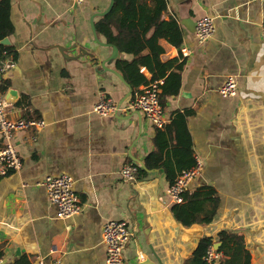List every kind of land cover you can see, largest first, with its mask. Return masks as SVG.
<instances>
[{
  "label": "crops",
  "instance_id": "crops-1",
  "mask_svg": "<svg viewBox=\"0 0 264 264\" xmlns=\"http://www.w3.org/2000/svg\"><path fill=\"white\" fill-rule=\"evenodd\" d=\"M167 3L165 19L179 22L183 43L177 48L162 40L161 60L185 65L180 92L165 103V116L170 123L177 113L189 112L194 157L203 162L190 188L214 189L219 205L213 222L185 228L176 221L161 170L139 172L133 182L122 179L124 166L145 165L156 131L140 112L109 117L94 112L103 97L122 105L137 93L111 72L122 75L117 60L132 56L119 51L102 67L113 49L95 40L91 17L110 0H84L77 10L64 0H11L14 33L1 46L9 48L3 54L16 67L3 73L2 88L7 97L16 93L9 100L12 118L41 119L46 126L15 134L22 168L0 176L2 263L28 256L32 264H106L104 225L122 220L134 232L124 264L155 262L153 252L163 264H190L199 242L211 237L217 247L222 231L242 235L250 264H264V0ZM206 16L214 19L215 33L200 45L195 23ZM98 38L108 44L99 33ZM58 46L76 50L65 57ZM183 47L190 57H182ZM230 76L236 78L237 95L223 98L219 90ZM60 175L74 180L83 207L67 220L58 218L41 186L45 178ZM217 262L232 264L224 256Z\"/></svg>",
  "mask_w": 264,
  "mask_h": 264
},
{
  "label": "trees",
  "instance_id": "trees-1",
  "mask_svg": "<svg viewBox=\"0 0 264 264\" xmlns=\"http://www.w3.org/2000/svg\"><path fill=\"white\" fill-rule=\"evenodd\" d=\"M167 0H115L113 9L104 17L98 18L97 32L108 44L116 46L132 60H117L116 67L126 82L133 89V95L141 86L153 82H163L160 86V100L163 106L169 98L179 94L182 86L184 61L171 60L162 62L164 48L161 41L180 48L183 43V32L175 19L166 20ZM11 0H0V42L14 33L10 19ZM9 48L0 45V55ZM150 73L148 80L142 70ZM189 112L177 113L163 129L155 128L153 151L145 160V169L140 174L147 175L145 170L163 171L169 186L179 176L195 166V157L191 135L187 126ZM182 204H175L172 212L176 221L185 228L194 225H208L213 222L219 205L214 189L208 186L188 191L183 195ZM217 241L221 244L218 250L224 257L230 258L232 264H250L251 256L246 249L244 237L240 234L222 231ZM216 243L213 238H203L195 251L190 264H207V250ZM0 264H32L28 256H21L14 262ZM213 264H221L214 262Z\"/></svg>",
  "mask_w": 264,
  "mask_h": 264
},
{
  "label": "built area",
  "instance_id": "built-area-1",
  "mask_svg": "<svg viewBox=\"0 0 264 264\" xmlns=\"http://www.w3.org/2000/svg\"><path fill=\"white\" fill-rule=\"evenodd\" d=\"M81 5L84 0H73ZM261 39L264 44V20L261 23ZM215 33V24L212 17L206 16L196 21L195 34L198 43L203 45L212 38ZM183 58L191 55L190 49H181ZM16 67V62L8 60L0 55V176L6 177L10 173H18L22 168V160L18 154L15 143V134L19 131L31 129L42 130L46 123L41 119H14L12 108L6 99L2 88V75ZM162 82H153L138 91L129 102L119 104L110 97L101 98L94 106V112L102 117L115 116L120 113L140 112L148 123L155 128L163 129L168 121L165 116L164 106L161 103L160 95ZM223 98L236 97L237 81L234 76L226 79L219 90ZM195 166L184 171L177 181L168 187L167 195L172 203L182 204L183 195L191 190V183L198 178L203 170V162L195 158ZM141 166L130 164L124 166L121 172L122 179L126 182L136 180ZM41 186L46 190L49 202L56 208L58 218L67 220L82 212V205L74 189V180L68 175L49 176L44 179ZM134 237V232L127 221H109L104 225L102 238L106 247V264H124V250ZM214 246H211L206 253L205 261L213 264L222 258ZM40 264H44L43 261Z\"/></svg>",
  "mask_w": 264,
  "mask_h": 264
},
{
  "label": "water",
  "instance_id": "water-1",
  "mask_svg": "<svg viewBox=\"0 0 264 264\" xmlns=\"http://www.w3.org/2000/svg\"><path fill=\"white\" fill-rule=\"evenodd\" d=\"M64 1H66V2H68L69 4H70V6H72L73 7V9L74 10H77L78 9V4L76 3V2H74L73 0H64ZM114 4H115V0H110V5H109V7L105 10V11H103V12H100V13H96V14H94L92 17H91V27H92V31H93V33H94V37H95V40L100 44V45H103V46H108V47H111L112 49H113V54L108 58V59H105L103 62H102V67L103 68H106V66H109L110 64H111V61L112 60H114V59H116V57L118 56V53H119V50H118V48L116 47V46H113V45H108V44H104V43H101L100 42V40H99V38H98V33H97V30H96V27H95V23H94V21H95V19L96 18H98V17H104V16H106L107 14H109L110 12H111V10L113 9V7H114ZM9 44V40L8 39H5V40H3V41H1L0 42V45H2V46H6V45H8ZM76 48V47H75ZM75 48H70V49H66L65 47H62V46H58L57 47V49L61 52V53H63V55L66 57V56H69L68 55V53L69 52H73L74 50H76ZM81 51L83 52V55L84 56H88V57H90L92 60H94L96 57H95V55L94 54H92V53H88V51H86V50H84V49H81ZM74 53V52H73ZM70 59H80L81 58V56H78V57H69ZM111 72L112 73H114L125 85H128L127 84V82L125 81V79H124V77L121 75V74H119L118 72H116V71H114V70H111ZM129 88H130V86H128ZM131 89V88H130ZM132 95V90H130V93H129V96H131ZM14 98L15 99V97H16V93H13V92H11L10 94H9V96L7 97L6 96V99H7V101L10 103V101L9 100H11L10 98ZM141 165V167L143 168V169H145V165L143 164V163H141L140 164ZM219 247H220V244H218L217 245V247H215L216 248V250L218 251V249H219ZM153 251V250H152ZM153 255H154V259H155V262H153V261H151V260H148V261H146V263L145 264H163L162 262H161V260L157 257V255L153 252ZM144 261V260H143ZM145 262V261H144ZM143 262V263H144Z\"/></svg>",
  "mask_w": 264,
  "mask_h": 264
}]
</instances>
